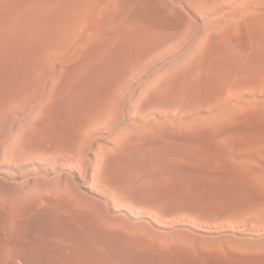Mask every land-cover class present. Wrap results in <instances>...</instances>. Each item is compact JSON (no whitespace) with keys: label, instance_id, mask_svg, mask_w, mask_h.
<instances>
[{"label":"rangeland","instance_id":"1","mask_svg":"<svg viewBox=\"0 0 264 264\" xmlns=\"http://www.w3.org/2000/svg\"><path fill=\"white\" fill-rule=\"evenodd\" d=\"M0 264H264V0H0Z\"/></svg>","mask_w":264,"mask_h":264},{"label":"bare ground","instance_id":"2","mask_svg":"<svg viewBox=\"0 0 264 264\" xmlns=\"http://www.w3.org/2000/svg\"><path fill=\"white\" fill-rule=\"evenodd\" d=\"M43 152H44V151H43ZM43 152H42V153H43Z\"/></svg>","mask_w":264,"mask_h":264}]
</instances>
